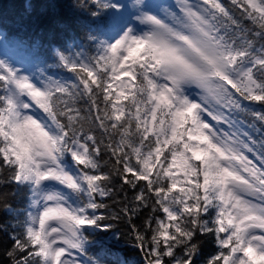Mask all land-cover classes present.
<instances>
[{
  "label": "snow or ice",
  "instance_id": "1",
  "mask_svg": "<svg viewBox=\"0 0 264 264\" xmlns=\"http://www.w3.org/2000/svg\"><path fill=\"white\" fill-rule=\"evenodd\" d=\"M229 3L179 0V14L151 0L78 4L87 38H108L88 57L51 47L72 80L17 67L41 59L44 38H20L18 60L0 59V210L16 221L0 222L8 264H104L78 254L101 221L121 218L145 264H197L208 238L217 251L205 264H264V138L232 119L264 125L245 103L264 107V0ZM31 29L54 40L68 25L20 22ZM124 186L134 196L119 213L97 214ZM9 196L24 198L23 212Z\"/></svg>",
  "mask_w": 264,
  "mask_h": 264
},
{
  "label": "trees",
  "instance_id": "2",
  "mask_svg": "<svg viewBox=\"0 0 264 264\" xmlns=\"http://www.w3.org/2000/svg\"><path fill=\"white\" fill-rule=\"evenodd\" d=\"M87 2L88 0H0V34L9 47L13 49H15L14 44L20 38L37 41L44 38L45 46L40 53L41 59L33 61L29 57V60L33 64L40 66L46 76L72 80L74 79V74L70 73L67 69L57 66L58 61L52 55L51 47H67L70 50L69 54L82 52L84 57L97 54L98 40H104L106 36L97 31L95 32L97 40L93 41L87 38L90 33L86 26V17L76 7L78 4H86ZM223 2L232 7L229 0H223ZM235 11L236 15L239 16V10ZM29 20L42 21L44 24L49 25V27H51L52 22L59 21L67 24L68 29L66 31H58L54 40L50 35L46 36L44 32L37 29H31L27 34L19 31L20 22H27ZM245 23L247 22L245 21ZM49 41H51V44H49ZM245 103L249 104L250 108L255 111H264V107L258 103ZM232 119L242 123L246 127V131L258 141L264 138L262 137L264 125L251 114H240L238 116L233 114ZM96 133L99 135L100 130L97 129ZM104 159H108L106 153L104 154ZM103 170L107 171L108 169L105 168ZM141 183L143 184L144 182L142 181ZM14 190V186H6L4 189L7 192ZM117 192H119V186H117ZM133 196L134 190L124 186L123 193L117 195L115 201L110 198H104V202L109 207L106 210H99L97 214L109 216L110 214L119 213L122 207L120 201L125 199L131 200ZM9 202L20 212H23L26 206L25 200L21 196H9ZM144 215H147V212L134 222L138 225L142 224ZM18 218L23 219V216L21 215ZM0 222L12 224L16 221L11 215L0 210ZM100 223L102 228L93 231L90 236V240L93 243L88 245L89 250L87 255L83 256L84 261L89 257L93 259L98 258L97 253H99V258L103 260L104 264H117V258L127 261V264H145L143 253L134 247L135 241L132 238L127 222L123 218L116 220L106 219ZM104 225H111V229L105 231ZM9 243L6 236L0 234V264H8L7 259L3 256V250L8 247ZM102 247L110 249L112 254L104 255L103 252H100ZM216 251L217 248L214 241L211 238L206 239L202 245V252L197 264H205V261L215 254Z\"/></svg>",
  "mask_w": 264,
  "mask_h": 264
},
{
  "label": "rangeland",
  "instance_id": "3",
  "mask_svg": "<svg viewBox=\"0 0 264 264\" xmlns=\"http://www.w3.org/2000/svg\"><path fill=\"white\" fill-rule=\"evenodd\" d=\"M124 2H127L128 4H132L135 2V0H124ZM151 2L159 6L158 11L161 14L168 12V11H176L177 14H179L178 8L170 7L171 5H177L179 3V0H151ZM141 27H144V26H141ZM107 38L108 37H106L105 39ZM18 56H19V53L17 52V50L10 48L9 45L5 42L2 35L0 34V59H9V60L17 59L18 60ZM25 66H27L31 71L35 72L37 75H39V73L43 71V69L40 66L33 64L30 60H28L26 64H21L17 62V67H25ZM53 78L65 80V79L57 78V77H53ZM209 121H210V118H209ZM212 123H215V122H212ZM220 127L223 128L224 131H228V132H232L236 130L233 128H229L227 125H220ZM236 128L241 129V130H246V127L242 123H239V122L236 124ZM249 156L250 158L254 159V157H252L251 154H249ZM78 258L83 259V256L81 257L78 254Z\"/></svg>",
  "mask_w": 264,
  "mask_h": 264
}]
</instances>
